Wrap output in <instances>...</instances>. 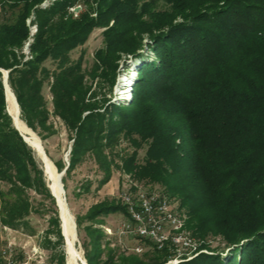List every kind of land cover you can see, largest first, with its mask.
Wrapping results in <instances>:
<instances>
[{"label": "trees", "instance_id": "obj_1", "mask_svg": "<svg viewBox=\"0 0 264 264\" xmlns=\"http://www.w3.org/2000/svg\"><path fill=\"white\" fill-rule=\"evenodd\" d=\"M41 1L0 0V69L8 70L20 118L42 141L56 133L52 115L73 139L64 189L86 156L102 173L97 187L107 183L119 166L112 156L120 158L124 141L132 150L122 154V170L139 184L149 183L147 190L164 189L170 200L178 198L192 237L221 236L229 248L226 258L217 249L199 248L177 264H264V0H53L44 7ZM76 3L81 10L74 16L69 7ZM28 16L37 32L25 59ZM95 28H103V45L87 66L84 50L76 58L71 53ZM144 33L158 61L138 69L127 105L107 103L120 53H134ZM6 103L0 71V227L31 234L32 214L49 212L43 246L58 248L49 259L65 264L55 198ZM50 158L59 171L65 167L62 159ZM29 190L40 195L38 206ZM118 211L129 220L120 198L75 215L87 264L171 260L168 246L156 249L140 236L129 237L143 246L141 254L127 243L111 247L100 225Z\"/></svg>", "mask_w": 264, "mask_h": 264}, {"label": "rangeland", "instance_id": "obj_2", "mask_svg": "<svg viewBox=\"0 0 264 264\" xmlns=\"http://www.w3.org/2000/svg\"><path fill=\"white\" fill-rule=\"evenodd\" d=\"M43 1V0H42ZM41 1V2H42ZM53 0H48V3H51ZM77 5H81V3H76ZM81 10V8L79 9ZM79 12V11H78ZM93 16H95V13H92ZM32 16V14L30 15ZM28 16L27 19L30 17ZM26 19V20H27ZM30 21V26L32 24H36L35 21H33L32 17L29 18ZM27 23V22H26ZM112 22H110V25ZM28 25V37L24 41L23 47H22V52L24 53V45L27 44L28 38L30 37L33 41L34 35H29L30 34V26ZM37 25V24H36ZM37 27V26H36ZM102 31L103 28H95L90 35L88 36L85 44L83 46L78 47L75 49L72 53L71 56L73 58H76L79 54L80 50L85 51V62L84 65L90 66L93 61V54L96 49L101 47L103 45V36H102ZM151 44H153L151 37L147 34L144 33L141 38V46L136 49L134 53L131 52H121L120 57L117 61L118 63V68L116 70V81L112 89L111 95L108 97L109 101L107 103H114L116 105H127L131 100H132V94H133V85L136 81L137 75H138V69L142 66L143 63L150 62L152 60L158 61L156 59V56L154 54L153 49L151 48ZM29 52L28 57L30 58L31 53H30V48L28 47ZM26 56V53H24V57ZM129 87L131 88L130 92L128 94L124 93L125 88ZM45 95L47 100L51 99V95L47 89H45ZM8 103H6L7 105ZM50 106V105H49ZM7 107V106H6ZM51 107V106H50ZM9 109V108H8ZM50 122L53 123L54 128L56 129V133L52 135L51 137L47 138L45 141H42V145L47 149V156L50 158L53 157L54 159H62V162L66 165L67 162H69V154L67 155L68 150H71V145L73 139H71L69 132L67 131L66 127L62 123L59 117L57 116H50ZM32 130V129H31ZM33 131V130H32ZM34 132V131H33ZM36 133V132H34ZM37 135V133H36ZM38 136V135H37ZM39 137V136H38ZM40 138V137H39ZM179 141V139L177 140ZM30 144V143H29ZM31 145V144H30ZM32 146V145H31ZM30 146V147H31ZM33 154L40 165L44 169V176L46 183L49 187V179L46 175L45 168H44V163L42 159L40 158L37 149L32 146ZM35 150V151H34ZM119 150V155L118 156H112L115 157L114 161L116 164L119 166H113L112 167V175L110 180L102 185L101 187H97V182L98 179L101 178L102 173L98 169L97 165L95 164L94 160L92 157L86 156L85 159L76 166V168L71 172L70 176L67 177V185L68 189H64V195L66 199V204L68 206V209L70 213L72 214L74 221H75V215L76 214H86L87 210L93 205L98 203L99 201H102L103 199H111V198H120V194L123 192L130 193L133 196L141 189H145L143 187L145 184L146 186L149 185V183L144 182L142 184H139V182L131 176V174L125 172L121 168V156L122 154L124 155L125 153H128L132 150V147L129 146L126 142H121L120 147H118ZM46 152V150H45ZM70 153V152H69ZM114 154V153H113ZM144 155V149L139 150L138 153V161H142V157ZM51 160V158H50ZM52 161V160H51ZM53 163V161H52ZM54 164V163H53ZM55 166V164H54ZM56 170L57 167L55 166ZM91 181L89 191L81 192L80 195H77L76 192L79 190V188ZM163 188V187H160ZM50 189V187H49ZM160 190V189H159ZM164 190V189H162ZM162 190H160L162 193H164ZM51 191V190H50ZM67 192V195H66ZM30 196L32 198H36L35 205H37V200L40 199V195L36 194L33 192V190H29ZM176 199V201H171V204L174 206L176 211L178 212V215H181V223L183 227L179 228L180 231L186 233L187 235L190 234V232L184 228L187 216L186 213L184 212V208H178L177 205L179 203L178 198H173ZM45 203H49L48 200L45 201ZM58 213H59V208L57 205ZM60 215V213L58 214ZM50 216V213L47 212L43 215L33 213L31 216L32 219V226L35 228L34 232H32L30 235L34 236V242L35 243H41L43 246L44 239L43 237L45 236V232L47 230L48 226V218ZM123 219V214L118 211L114 213H109L107 216L104 218L105 224H101L100 227L104 230L105 235H106V240L111 242V247H113L114 242L116 243H122L124 246H126V243L132 247L136 246L139 244H135L133 238H130L129 236L134 237L133 235L125 234L121 235L117 233L118 227L121 225V223L124 221ZM62 228V226H61ZM75 229H76V222H75ZM184 229V230H183ZM19 232H23L19 230ZM5 231L0 227V246L2 245V240H4V234ZM24 233V232H23ZM27 234V233H25ZM11 236H15L17 241H20L23 236L20 234H17L15 232H10ZM192 236V235H191ZM50 239L52 241L55 240V237L53 234L49 235ZM76 247L77 249L81 252L82 256L84 255L83 251V246H82V240L84 241V231L82 229H79V232L76 229ZM195 243L198 245L199 243V248L200 250L203 249V252L205 253H212L211 249H217V251H221V255L226 258L228 257L229 254V248H224V242L222 241L221 236H208L207 238H194ZM24 241V240H23ZM22 241V242H23ZM195 244V245H196ZM44 249L46 250V254L48 257H52L55 253L58 252V248H52L51 246H43ZM62 248L64 250L65 254V264H68V252H67V243L66 239L64 238V243L62 245ZM211 248V249H210ZM222 248H224L222 250ZM144 251V248L143 250ZM142 251L137 252L138 254H141ZM180 251H184V249H181ZM130 252L129 250H126V253ZM194 254H190L189 256L193 257ZM2 263L4 264V260H1ZM54 264H56L54 262Z\"/></svg>", "mask_w": 264, "mask_h": 264}, {"label": "built area", "instance_id": "obj_3", "mask_svg": "<svg viewBox=\"0 0 264 264\" xmlns=\"http://www.w3.org/2000/svg\"><path fill=\"white\" fill-rule=\"evenodd\" d=\"M51 3L48 0H43L40 6L44 7ZM79 7L78 10H75ZM81 5L75 4L69 7V11L74 16L78 15ZM29 24V18L26 20ZM37 25L30 26V34L33 35L37 30ZM32 39L29 37L27 44L24 45L25 59L28 57L29 44ZM31 57V56H30ZM120 200L126 205L129 215V220H124L118 227L117 233L140 236L149 239L156 249L159 246H168L172 251L171 260L163 264H175L176 259H184L189 254H199L198 245H190V234L185 237H166V229L176 225L181 219V215L175 214V208L171 204L168 197H164L159 189L145 190L141 197H133L132 195L123 192L120 194ZM5 231L4 240L0 246V259L4 260V264H53L46 254V250L41 243H34L33 235L19 232V230L11 229L7 226L1 227ZM10 232L21 234L23 238L17 241L15 236H11ZM24 240V241H23ZM169 240H179L184 244V251H173L169 248ZM23 241V242H22ZM140 252L143 246L136 245L130 247V250Z\"/></svg>", "mask_w": 264, "mask_h": 264}, {"label": "bare ground", "instance_id": "obj_4", "mask_svg": "<svg viewBox=\"0 0 264 264\" xmlns=\"http://www.w3.org/2000/svg\"><path fill=\"white\" fill-rule=\"evenodd\" d=\"M130 90L131 88L126 87L124 93L128 94ZM6 101L8 102L7 110L11 114L14 124L20 130V132L24 135V138L26 139L27 143L28 144L30 143L32 146H34L37 149L38 154L44 163L45 172L49 179L50 190L54 193L55 198L57 199V202H58L62 231L64 233V238L66 239V243H67L68 264H87L84 258V255L82 256L81 252L77 249L76 244H75V241L77 238L76 229H75V221H74L72 214L70 213L68 209L64 191L59 181L60 171L56 170L54 164L52 163V161L50 160V158L47 156L46 152L44 151L41 139L20 118V112L18 110V106L16 103L17 100H15L12 90L8 86H6ZM127 194L132 195L130 193H127ZM143 195H144V190L141 189L134 196L133 195L132 196L141 197ZM166 195L163 193L164 197H167ZM175 214L178 215V212L176 211V209H175ZM181 227H182V223L180 219L176 225H173L172 227H168L166 229V237H185L187 236L186 233L179 230V228ZM33 240H34V236H33ZM190 245H195V242L193 241L192 238H190ZM165 247L167 246H159V249H163ZM169 247L170 249L174 251H180L181 249H184V244L179 240H169ZM188 257H189L188 259L192 258V256L191 257L188 256ZM183 260L184 259H176L175 264Z\"/></svg>", "mask_w": 264, "mask_h": 264}, {"label": "water", "instance_id": "obj_5", "mask_svg": "<svg viewBox=\"0 0 264 264\" xmlns=\"http://www.w3.org/2000/svg\"><path fill=\"white\" fill-rule=\"evenodd\" d=\"M78 8L79 7H76L75 8V10H78ZM0 71L2 72V81H3V84H4V91H5V101H6V86H8L9 87V84H8V82H7V77H8V70H3V69H0ZM10 88V87H9ZM13 93V92H12ZM13 95H14V93H13ZM14 97H15V95H14ZM15 100H16V98H15ZM16 103H17V101H16ZM17 106H18V110H19V112H20V109H19V105H18V103H17ZM6 111L8 112V114L11 116V114L9 113V111L7 110V107H6ZM11 118H12V116H11ZM12 125L19 131V133H20V135L22 136V138H23V140L27 143V141H26V139L24 138V135L20 132V130L16 127V125L14 124V122H13V119H12ZM28 144V143H27ZM29 145V144H28ZM30 146V145H29ZM43 146V145H42ZM44 148V147H43ZM45 151V150H44ZM69 152H70V149L68 150V152H67V155L69 154ZM67 167H68V162H67V164L65 165V167L59 172V181H60V183H61V187H62V189H63V191H64V187H63V183H62V181H61V179H62V176H63V174L65 173V170L67 169ZM48 186V185H47ZM50 193L52 194V196L55 198V195H54V193L52 192V191H50ZM55 201H56V205H58V202H57V199L55 198ZM59 218H60V215H59ZM61 219V218H60ZM60 227H61V224H60ZM61 234H62V236H64V233H63V231H62V229H61Z\"/></svg>", "mask_w": 264, "mask_h": 264}]
</instances>
